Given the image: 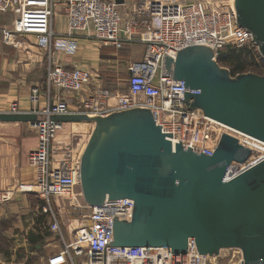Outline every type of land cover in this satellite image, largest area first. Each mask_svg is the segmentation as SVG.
<instances>
[{
  "label": "water",
  "instance_id": "water-1",
  "mask_svg": "<svg viewBox=\"0 0 264 264\" xmlns=\"http://www.w3.org/2000/svg\"><path fill=\"white\" fill-rule=\"evenodd\" d=\"M121 2V1H120ZM236 23L252 38L264 60V0H233ZM181 81L190 110L264 143V75L232 77L205 46L163 57L161 77ZM90 124L80 156V188L86 207L68 208L72 219L106 200L131 199L129 221L114 218L107 247L170 248L184 254L190 239L198 255L217 256L239 249L243 264H264V158L232 179L233 163L251 151L222 134L212 154H197L181 142L173 147L148 109L107 117L83 113L34 115L0 113V122Z\"/></svg>",
  "mask_w": 264,
  "mask_h": 264
},
{
  "label": "built area",
  "instance_id": "built-area-1",
  "mask_svg": "<svg viewBox=\"0 0 264 264\" xmlns=\"http://www.w3.org/2000/svg\"><path fill=\"white\" fill-rule=\"evenodd\" d=\"M60 7L64 10L66 24L64 36L94 39L99 48H121L133 42L145 46L143 59L127 65L126 91L117 93L97 87L92 96L80 102V109L71 111L66 96L85 90L94 75L77 66L71 69L50 66L46 84L48 91L54 89L57 92V99L52 101L48 94L44 107L37 110L40 91L33 88L28 98L33 109L23 112L11 105L9 111L0 113H83L107 117L134 108L148 109L155 124L161 126L162 133L171 134L172 138L168 137V140L173 147L181 142L183 149L190 147L194 153L208 156H212L222 134L234 137L239 133L204 116L200 110L188 109L183 101L184 92H199L184 89L183 82L172 80V76L161 77L163 57L166 55L174 60L177 52L187 47L205 46L216 60L225 46L243 49L253 44L245 29L236 23L233 1L212 5L208 0L185 4L176 0H151L143 10L134 13L135 18L121 23L117 6L102 0H0V14H9L13 18L9 27L0 28L3 44L20 49L23 41L31 37L38 47L50 48L56 36L52 22ZM74 49L71 43L68 52L72 53ZM110 99L115 101L113 106L108 103ZM63 126L55 121L29 123L37 138L35 148L27 157L32 182L20 184L16 191L0 190V206L12 200L15 193L32 194L47 203L44 212H50L53 217L50 231L61 242V250L49 257L47 264H218L219 259L229 258L231 252V259L237 257V264H243L239 249L221 250L225 253L220 251L217 256L198 255L192 239L184 254L171 253L170 248L161 247L104 246L112 241L113 219L119 217L129 221L132 217L134 203L127 198L106 200L102 206L88 207L87 215L79 219L68 216L72 224L66 226L65 235L60 220L52 212V202L58 207L63 205L66 212L68 208L81 209L86 205L80 188V155L76 159L55 160L52 157L53 143ZM237 140L251 152L264 148V143L254 138ZM232 165L237 175L244 171L240 165Z\"/></svg>",
  "mask_w": 264,
  "mask_h": 264
},
{
  "label": "crops",
  "instance_id": "crops-1",
  "mask_svg": "<svg viewBox=\"0 0 264 264\" xmlns=\"http://www.w3.org/2000/svg\"><path fill=\"white\" fill-rule=\"evenodd\" d=\"M102 1L114 3L117 6L121 23H123L135 18L134 13L143 10L144 5L151 0ZM176 1L185 4L198 0ZM12 19L9 14H0V28L9 27ZM52 30L56 36L50 48L38 47V43L31 37L23 41L20 49L8 47L3 44L0 32V112L9 111L11 105H15L20 111L29 112L33 109L28 99L33 88H38L40 91V102L36 105L37 110L44 107L48 94L52 101L57 99V92L54 89L48 91L46 84L50 66L67 69L77 66L90 71L92 76L94 75L92 83L85 90L66 96L70 110L75 111L80 109L81 101L93 95L95 88L107 89L104 85H113L119 68L124 69L130 63H138L144 56L145 46L138 42L124 44L121 48L111 46L99 48L94 39H87L80 35L71 38L64 36L66 24L64 10L61 7L57 9L53 18ZM71 43L75 49L69 53ZM108 103L113 106L115 101L110 99ZM11 125L19 126L23 132L26 128L29 132L25 136L22 135L18 150H14L12 147L5 148L6 171L8 172L11 171L10 168H15L18 162L27 165L28 154L37 143V138L30 129L29 123L0 122V136L3 135L1 132L4 127L2 126ZM64 125L71 127L86 125L88 126V137L92 130V125L86 123ZM88 137L84 141L85 144ZM56 149L53 144L52 157L58 160L60 154L56 152ZM13 154L19 156L13 157ZM1 175L2 171L0 170ZM12 175L17 176L15 173ZM20 176H22L21 183L32 182L30 170L28 172L25 170ZM23 195L18 193L12 200L0 206V264H47L48 258L61 250L60 240L56 234L50 231L53 221L52 214L44 212L48 205L37 196ZM34 199L37 200L34 201ZM51 208L58 218L56 213L61 211L60 207L52 202Z\"/></svg>",
  "mask_w": 264,
  "mask_h": 264
},
{
  "label": "rangeland",
  "instance_id": "rangeland-1",
  "mask_svg": "<svg viewBox=\"0 0 264 264\" xmlns=\"http://www.w3.org/2000/svg\"><path fill=\"white\" fill-rule=\"evenodd\" d=\"M210 1L213 5H219V3H224L227 0H210ZM126 80H127L126 67H124V69L121 67L118 69L115 81H113L114 84L111 86L109 85L107 86L104 85V86L107 87V89L112 92L124 93L127 88ZM2 127L4 128L1 132L3 135L0 136V170L2 171V175L0 176V190L13 189L16 191L19 188V185L23 184L21 183V178H22V176H20L21 173H23L25 170H27L28 172L29 168L26 164L22 165L18 162L15 168H10L11 170L10 172L6 171V154H5L6 149L5 148L12 147L14 150H18L19 145H20V140L22 139V135L24 136L27 135L26 133H28L29 131L26 128H24L25 132H23L19 126L11 125V126H2ZM5 127H8V128H5ZM87 127L88 126L86 125H76L74 127L73 126L71 127L69 125L63 126V129L58 133L53 143L55 144V149L57 148L56 152L60 154V157H58V159H65V158L68 159L71 157L76 159V157H78L79 155L81 156V153L85 147L84 141L88 137ZM263 153H264V148L263 150L253 151L251 152L250 156L247 158V160L243 164H239V163H233V164H237L238 166L240 165V167L241 165L243 167H247L248 165L253 164L255 160L258 159ZM15 156H19V155L13 154V157ZM12 173L17 174V176H13ZM19 194L23 195V193H19ZM26 195H29V194H26ZM36 200L34 199V201ZM60 209L61 211L60 210L57 211L56 214L58 215V219L60 220L62 231L66 235V226L70 223L72 224V222L69 221L68 219L66 208L64 209L63 205H61ZM53 211H55L54 208H53ZM232 253L233 252L230 253L229 258L223 257V259H219L218 264H237L238 258L235 257L231 259Z\"/></svg>",
  "mask_w": 264,
  "mask_h": 264
},
{
  "label": "trees",
  "instance_id": "trees-1",
  "mask_svg": "<svg viewBox=\"0 0 264 264\" xmlns=\"http://www.w3.org/2000/svg\"><path fill=\"white\" fill-rule=\"evenodd\" d=\"M216 62L220 67L226 68L232 77L246 73L264 74V60L253 44L243 49L225 46L219 51Z\"/></svg>",
  "mask_w": 264,
  "mask_h": 264
},
{
  "label": "bare ground",
  "instance_id": "bare-ground-1",
  "mask_svg": "<svg viewBox=\"0 0 264 264\" xmlns=\"http://www.w3.org/2000/svg\"><path fill=\"white\" fill-rule=\"evenodd\" d=\"M233 0H230V2H232ZM236 135L234 136V138H236V139H239V140H244V138L245 137H249V136H247V135H244V134H242V133H235ZM233 137V136H232ZM251 138V137H250ZM264 158V153L258 158V159H256L255 160V162L254 163H256L257 161H259V160H261V159H263ZM253 163V164H254ZM253 164H251V165H248L247 167H243L242 165H241V167L240 168H242V170H245V169H247L248 167H250V166H252ZM233 166V165H232ZM232 166L229 168V170H228V175H227V178L228 179H232V178H234L236 175H237V172L234 170V168H232ZM224 251H221V254L223 253Z\"/></svg>",
  "mask_w": 264,
  "mask_h": 264
}]
</instances>
